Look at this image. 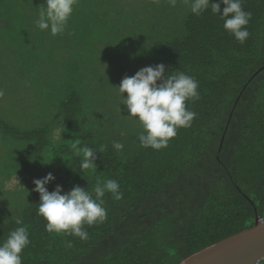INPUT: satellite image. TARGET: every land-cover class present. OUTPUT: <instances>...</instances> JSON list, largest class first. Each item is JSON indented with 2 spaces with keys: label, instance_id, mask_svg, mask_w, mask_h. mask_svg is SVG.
Here are the masks:
<instances>
[{
  "label": "trees",
  "instance_id": "obj_1",
  "mask_svg": "<svg viewBox=\"0 0 264 264\" xmlns=\"http://www.w3.org/2000/svg\"><path fill=\"white\" fill-rule=\"evenodd\" d=\"M43 2L0 0V240L22 216L30 240L22 264H178L251 226L256 215L264 219V0H243L252 13L243 44L210 8L197 17L179 11L181 3L155 0H78L65 31L52 36L34 23ZM46 52L52 57L42 59ZM93 56L116 75L94 74ZM161 63L169 74L195 77L200 99L187 102L197 114L192 126L157 151L140 146L137 119L122 104L117 111L120 95L100 91ZM5 83L30 85L31 101L9 94ZM29 102L31 126L20 117ZM75 141L97 151L94 172H80L70 151ZM49 172V192L57 185L91 191L97 179H113L123 199L105 194L107 219L83 226L87 240L48 233L32 181ZM22 178L26 191L7 194Z\"/></svg>",
  "mask_w": 264,
  "mask_h": 264
},
{
  "label": "clouds",
  "instance_id": "obj_2",
  "mask_svg": "<svg viewBox=\"0 0 264 264\" xmlns=\"http://www.w3.org/2000/svg\"><path fill=\"white\" fill-rule=\"evenodd\" d=\"M184 2L188 5L189 12L197 17L210 8L223 21V29L239 43L243 44L249 37L247 25L252 13L243 8V0ZM77 3L78 0H44L39 7L38 18L34 20L36 27L41 31L48 30L52 36L62 34ZM168 3L171 7H176L177 0H168ZM221 3L224 5L222 11ZM115 88L120 95L117 111L121 113L119 106L122 104L127 109V116L137 119L142 129L137 134V139L144 148L157 151L166 148L169 141L176 137L178 129L190 128L197 115L187 107V102L195 103L200 99L199 82L185 72L173 71L169 74L163 63L143 67L134 75L125 76ZM124 93H127L126 97ZM3 95V90H0V97ZM112 147L117 151L124 149V145L117 141H113ZM106 148L107 145H101L99 152H104ZM70 151L74 157L80 158L81 173L96 170V150L86 145L80 146L79 141H75L71 144ZM54 179L49 172L43 178L32 181L35 185L33 191L39 194L37 215L46 221L45 231L48 233L87 240L88 232L83 226H93L107 219L103 199L105 194H111L114 201L123 199L120 185L113 179H97L91 191L80 186L64 191L57 185L49 192L46 185ZM14 222L17 227L0 240V264H22L21 253L30 244L29 230L24 225L23 217H16Z\"/></svg>",
  "mask_w": 264,
  "mask_h": 264
},
{
  "label": "water",
  "instance_id": "obj_3",
  "mask_svg": "<svg viewBox=\"0 0 264 264\" xmlns=\"http://www.w3.org/2000/svg\"><path fill=\"white\" fill-rule=\"evenodd\" d=\"M222 135L218 152L222 145ZM264 259V219L184 258L178 264H256Z\"/></svg>",
  "mask_w": 264,
  "mask_h": 264
},
{
  "label": "rangeland",
  "instance_id": "obj_4",
  "mask_svg": "<svg viewBox=\"0 0 264 264\" xmlns=\"http://www.w3.org/2000/svg\"><path fill=\"white\" fill-rule=\"evenodd\" d=\"M168 0H155V2H167ZM179 3H181L182 5L180 6V9H179V11L182 9V8H184V10L186 9V8H188V5L187 4H185V2H184V0H177V4H179ZM154 7H155V9H158V10H156L157 12L159 11V10H161L162 9V6H161V4H154ZM178 17H179V14H178ZM112 55L110 54L107 58L109 59L110 57H111ZM50 57H52V55L51 54H47V52L45 53V54H42V59H47V58H50ZM90 64L93 66V73L94 74H96V73H98V71L100 70V71H102L101 72V74L104 76V77H109V78H111V77H114L115 75H116V73H117V70H116V68L113 66V65H109V62H106L105 61V63L104 62H102L101 61V59L99 58V59H97V57H95V56H93L92 57V59L90 60ZM104 67L103 69H100V67ZM24 83V81L22 82V84ZM6 84V88H7V91H8V93L9 94H12V95H16V94H18V92L20 93V95L22 96V95H24V99H26L25 101H31L30 100V98L28 97V96H26L27 94H28V90H29V87H30V85H27V83L25 84V85H27V87L26 86H21L19 89L20 90H18L17 88H14V87H12V86H14L15 84H11V83H5ZM110 84L111 85H108L107 86V88L105 89V90H101L100 91V93L101 94H108V95H113V94H119V92H118V90L115 88V87H117V85H115V83H113L112 81H110ZM113 86H115V87H113ZM31 91H33V90H31ZM32 102H29V104L27 105H24V107H23V110H22V112L20 113V117H24V120L22 119V123H24V122H30V126H31V117H29V115H31V114H29V113H31V108H32V104H31ZM102 104L103 105H105V103H104V101H102ZM106 107H107V110L108 111H113V112H115V113H117V111L116 110H113V109H115L116 107H111L110 105L109 106H107L106 105ZM15 108H16V106H15ZM112 112V113H113ZM114 113V114H115ZM11 115H14V112L11 114ZM28 115V116H27ZM55 114L52 112V115L51 116H48V120H50L53 124L55 123ZM29 117V118H28ZM32 117H33V115H32ZM34 118V117H33ZM32 121H34V119L32 120ZM118 121V120H117ZM27 123V125H29ZM39 123V121L37 122V120L35 119V125L36 124H38ZM26 125V126H27ZM32 128H33V126H32ZM115 129H116V132H121V133H123V131H124V128H122L121 127V122L120 121H118V125L115 127ZM52 134H53V136L55 137V138H57V136H58V134H59V130L58 129H55L53 132H52ZM16 182H17V180H15ZM26 182V180L24 179V178H22V185H21V187H12V186H7L5 189H6V191H7V194L8 193H12V190H13V188L16 190V192L18 193L17 194V196L19 197L23 192H25L26 191V189H25V187L26 186H24L23 187V184ZM11 185V184H10ZM2 203L0 202V205H1ZM256 264H264V259H262L260 262H258V263H256Z\"/></svg>",
  "mask_w": 264,
  "mask_h": 264
}]
</instances>
